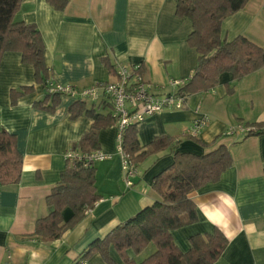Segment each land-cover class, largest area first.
Returning <instances> with one entry per match:
<instances>
[{"label": "crops", "instance_id": "0c3cea01", "mask_svg": "<svg viewBox=\"0 0 264 264\" xmlns=\"http://www.w3.org/2000/svg\"><path fill=\"white\" fill-rule=\"evenodd\" d=\"M176 2L69 0L57 12L46 0H23L13 20L37 27L49 79L57 83L89 87L112 81L110 67L140 65L146 81L165 93L171 90L170 81H188L197 67V54L187 45L191 22L176 17ZM237 37L264 48V0H248L241 11L222 20L221 39L231 42ZM25 87L32 91L13 104L11 93ZM45 97L44 86L35 83L33 67L22 64L19 53H4L0 131L16 137L22 172L17 185H0V264H106L98 254L84 261L81 257L93 242L159 200L151 184L173 164L175 153L205 156L220 146L230 152L232 166L217 182L189 194L197 221L173 231V242L186 253L192 236L219 230L228 244L214 264H264V134H225L237 125L264 124V67L239 81L224 73L214 88L188 95L183 109L153 115L136 126L141 147L160 137L172 139L173 145L137 164L139 176L131 188L123 182L115 154L116 127L99 131L98 150L111 156L93 165L99 200L75 227L51 243L33 235L35 222L48 215L45 199L60 182L61 173L71 168L65 153L91 130L93 121L84 114L70 119L76 101L69 97H51L43 108L34 106ZM52 98L57 105L51 112L46 108L52 106ZM84 105L102 116L110 114L104 101ZM203 117L209 119L208 125L190 139L187 130ZM71 214L65 210L64 220ZM155 250L149 244L139 255L132 250L126 254L140 263ZM110 257L121 264L113 248Z\"/></svg>", "mask_w": 264, "mask_h": 264}, {"label": "trees", "instance_id": "16d2710c", "mask_svg": "<svg viewBox=\"0 0 264 264\" xmlns=\"http://www.w3.org/2000/svg\"><path fill=\"white\" fill-rule=\"evenodd\" d=\"M69 0H46L55 11L62 12ZM248 0H177L175 15L191 22L192 31L187 45L197 54V67L186 85L180 89L185 95L206 92L217 85L219 76L231 74L239 81L264 67V48L257 47L243 37L231 42L221 39V22L224 18L241 11ZM23 0H0V60L4 53L15 52L21 55L24 65L34 69L35 83L45 86L49 71L44 61V42L37 27L33 24L14 22ZM114 73V67H110ZM32 91L25 87L21 92H12L11 101ZM228 93L232 91L229 89ZM51 97L34 106L43 108ZM53 111L57 101L52 98ZM81 114L93 121L91 130L74 146L82 153L98 150V132L114 125L110 116H102L84 103L76 102L69 110L70 119ZM256 131L247 136L264 134V124L255 126ZM195 139V138H190ZM173 145L168 137L154 139L147 147H141L137 140L135 127H129L124 134L123 149L137 165L147 156L167 149ZM232 166L228 149L220 146L205 156L192 154L174 155L173 164L154 177L151 189L159 196L151 207H147L112 230L103 240L93 242L83 253L84 261L98 254L106 264H115L110 257L113 248L121 264H214L228 241L215 230L212 234L194 235L189 239L191 248L182 253L175 246L171 233L197 221L195 205L189 194L208 183H215L221 174ZM22 156L17 150L16 137L0 131V185H17L21 178ZM99 200L95 189V171L81 165L67 168L60 175V182L45 199L49 210L47 216L35 222L33 235L42 243L59 240L63 234L75 227ZM71 210L69 219L64 220L63 212ZM149 244L155 252L140 263L130 259L126 252L132 250L139 255ZM78 264V263H77Z\"/></svg>", "mask_w": 264, "mask_h": 264}, {"label": "built area", "instance_id": "2783aa9c", "mask_svg": "<svg viewBox=\"0 0 264 264\" xmlns=\"http://www.w3.org/2000/svg\"><path fill=\"white\" fill-rule=\"evenodd\" d=\"M113 76L112 81L96 83L84 88L63 85L48 79L44 88L46 95L49 96H65L76 102L91 105L104 101L110 106L109 116L117 129L115 154L120 159L123 182L127 188H131L133 180L139 176V172L131 156L123 149L125 131L129 127L138 126L153 115L183 109L186 96L180 92V89L188 81L172 80L169 82L171 90L160 93L154 85L146 81L140 65L117 64L114 66ZM208 123L207 117L195 120L186 135L189 138H196ZM255 131L254 127L237 125L225 134L227 136L248 135ZM110 158V155L99 150L82 153L73 148L64 155L65 161L70 164L71 168L79 164L86 169L92 168L97 162Z\"/></svg>", "mask_w": 264, "mask_h": 264}]
</instances>
